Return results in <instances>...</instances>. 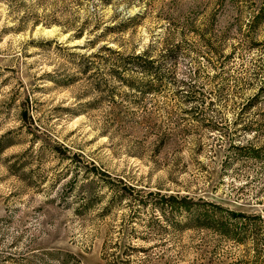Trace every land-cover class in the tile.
<instances>
[{
	"label": "rangeland",
	"instance_id": "1",
	"mask_svg": "<svg viewBox=\"0 0 264 264\" xmlns=\"http://www.w3.org/2000/svg\"><path fill=\"white\" fill-rule=\"evenodd\" d=\"M142 50L150 73L119 65ZM262 86L264 0H0V264H109L111 217L73 215L85 179L264 214V158L232 160L264 147ZM214 245L243 250L185 230L129 264H218Z\"/></svg>",
	"mask_w": 264,
	"mask_h": 264
},
{
	"label": "trees",
	"instance_id": "2",
	"mask_svg": "<svg viewBox=\"0 0 264 264\" xmlns=\"http://www.w3.org/2000/svg\"><path fill=\"white\" fill-rule=\"evenodd\" d=\"M104 49L111 51L109 48ZM119 65L125 70L135 69L146 74L150 73L148 67L152 66V62L147 60V51L142 50L125 57L124 63ZM127 87L136 89L130 84H127ZM259 90L248 105L253 104L264 93V86ZM22 117L27 119V110L23 111ZM256 123L250 122L245 128L251 133H256L258 132ZM3 140L5 136L0 142L3 146L7 145ZM234 150L239 152L233 156L232 160L235 158L238 160L240 157L246 160L264 158V155L262 156L264 147L254 149L248 144L236 146ZM258 169L262 170L261 167ZM257 178L258 175H255L251 179ZM101 186L109 190L104 201L101 196L95 194V189ZM80 188L83 192L82 197L78 198V201L74 200L76 206L73 209V215L82 217L87 214L88 208L100 205L96 218L111 217L107 228L103 230L101 244V257L105 261L109 260V264H129V258L135 255L148 257L153 249L168 246L172 233L177 234L185 230L206 231L216 236L217 241L243 247L240 256L234 257L229 253H221L223 260H219L216 258L218 255L214 245L210 252V262L216 259L218 264H264V214L262 212L229 208L188 195L137 189L121 180L85 179ZM116 217L118 220L114 222ZM133 240H139L144 246H134Z\"/></svg>",
	"mask_w": 264,
	"mask_h": 264
}]
</instances>
